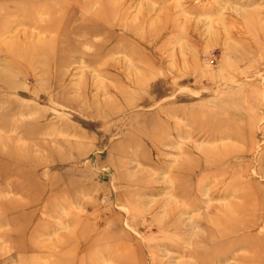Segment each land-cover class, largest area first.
<instances>
[{
  "label": "rangeland",
  "instance_id": "obj_1",
  "mask_svg": "<svg viewBox=\"0 0 264 264\" xmlns=\"http://www.w3.org/2000/svg\"><path fill=\"white\" fill-rule=\"evenodd\" d=\"M253 248L264 0H0V264H243Z\"/></svg>",
  "mask_w": 264,
  "mask_h": 264
},
{
  "label": "bare ground",
  "instance_id": "obj_2",
  "mask_svg": "<svg viewBox=\"0 0 264 264\" xmlns=\"http://www.w3.org/2000/svg\"><path fill=\"white\" fill-rule=\"evenodd\" d=\"M230 211H231V209H230ZM237 213H238V211L236 210V208H234L233 214L223 216L222 224H223V226H225V228H227L226 233L224 234L225 237H227L230 234L235 233L236 230H238V229H242L243 223H242V220L240 218V215H238ZM252 253H253L252 257L248 258V259L245 258L243 264H261L263 262L262 257L264 256V254L262 252L257 253L254 249V250H252Z\"/></svg>",
  "mask_w": 264,
  "mask_h": 264
}]
</instances>
